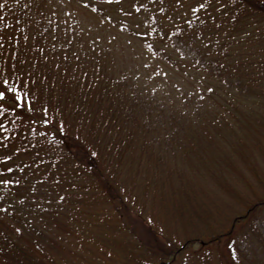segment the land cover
Returning <instances> with one entry per match:
<instances>
[{
    "label": "trees",
    "instance_id": "1",
    "mask_svg": "<svg viewBox=\"0 0 264 264\" xmlns=\"http://www.w3.org/2000/svg\"><path fill=\"white\" fill-rule=\"evenodd\" d=\"M44 1L50 0H0V36L5 34L0 40V76L8 78L10 86L18 90L21 80L24 89L34 81L37 97L33 102L35 112L25 110L24 100L13 105L7 93L0 98V180L6 181L0 183V264L10 259L16 264L75 261L71 246L63 244L61 237L52 236L50 240L61 244L46 245L49 239L41 229L49 216L61 213L60 207L46 210L45 203L55 201L50 206H58L57 194H73L75 204L77 184L85 198L102 195L120 201L117 212L110 209L114 222L100 227L104 237L99 233L90 239L108 240L111 237L104 230H112L125 241L127 247L123 245V249H143V245H149L137 233L136 223L142 222L144 231H153L154 227L143 217L145 209L139 206L141 215L135 213L137 210L125 202L121 192L131 182L138 186L136 196L145 198L160 181L159 189L166 191L160 197L169 199L167 187L173 185L167 184L155 166L179 160L164 153L157 155L156 149L166 152L174 143L176 152H187L192 140L207 138L210 129L219 132L226 118L221 119L220 113L234 115L239 124L235 128L244 129H248L251 118L264 113L257 107L264 108V0H107L89 7L114 26L120 20L113 21L110 15L122 17L124 29L146 44L144 50L157 56L160 68L155 66L151 71L138 69L139 57H126L119 46L111 44L114 49H110L94 42L85 47L73 44L72 30L52 24L58 18L46 21L49 14L40 10ZM62 32L64 37L59 35ZM9 68L11 77L7 75ZM218 102L224 107L221 111L215 108ZM41 105L46 111L36 119ZM169 117L189 123L176 128L178 137L172 143L169 137L156 136L160 130L173 129ZM150 148L154 149L151 169L133 173L136 157L132 151L146 154ZM201 155L194 161L182 156L180 162L194 166L188 173L196 168L195 162L204 163ZM6 166L10 167L7 175L3 170ZM34 166L43 172L44 183L37 178L30 183L36 174L33 172L32 178L27 172L32 173L33 169H28ZM19 170L28 179L19 178ZM11 175L13 179L4 178ZM76 176H86L87 180L75 184ZM132 189L135 191V186ZM260 206H264V199L252 204L249 214ZM126 212H134L141 222L129 225L123 218ZM127 229L135 236L132 243L125 235ZM156 232V237L162 235L161 241L173 244L170 237ZM217 238L214 234L209 243ZM259 240L264 243V238ZM111 242L115 247L121 244L115 235ZM166 257L162 255L160 260ZM233 261L226 264H238L235 258Z\"/></svg>",
    "mask_w": 264,
    "mask_h": 264
},
{
    "label": "rangeland",
    "instance_id": "2",
    "mask_svg": "<svg viewBox=\"0 0 264 264\" xmlns=\"http://www.w3.org/2000/svg\"><path fill=\"white\" fill-rule=\"evenodd\" d=\"M98 1L107 2V0H85V4L83 0H50L44 1L40 10H45V14H49L46 21L58 18L59 20L52 22L53 25L56 23L61 28L72 30L73 44L77 46L78 44L81 47H85V44L91 46L94 43L110 46V49H114L113 46H119L123 49L126 57L133 59L139 57L138 69L151 71L155 66L160 68L158 60L155 59L157 56L144 50L143 47L146 44L134 38L130 32L124 29L121 16L114 13L110 15L113 21L114 19L120 20L119 24L114 26L89 8L94 7ZM54 11L58 13H54ZM111 12L112 10L107 14H111ZM135 26L138 28V24ZM59 35L64 37L63 32ZM77 49L75 48L76 52ZM164 70L166 75L169 74V71ZM209 102L212 105L214 103L213 101ZM215 108L220 111L224 109L221 102H218ZM219 117L221 119L226 117L218 127L219 132L214 133L215 129H210L208 132L211 135H208L207 138H201L198 141L192 140L187 152H176L174 143L171 145L172 148L166 152L156 149L155 154L164 153L166 156L172 155L173 159L178 157L179 160L175 164L162 162L163 166L160 163L155 166V171L165 177L167 184L173 185L172 188L167 187L170 194L167 201L161 199L162 193L166 191L159 189L160 181L159 184L156 183L152 187L150 195L145 198L143 195L142 197L136 196L138 186L131 185V182L128 183L127 190L122 189L121 193L124 195L125 202L132 204L133 210H137L134 212L139 213L138 215H141L139 206H142L146 212L143 217L154 227L152 230L163 234L164 237H170V240H173L172 245L167 240L161 241L162 235L156 237L153 231H144L142 222L134 212L133 214L124 213L123 218L129 225L130 223L135 224L137 220L141 222L136 223V231L145 238L149 246L143 245V249L129 252L127 248H122L123 245L127 247L122 237L112 230H104L105 234H109L111 238L105 241L100 239L104 237L102 231L100 232L102 229L100 227H108L110 223L114 222L113 216L110 215V209L117 212L116 206L120 201L119 198H111V202L109 198L106 199L100 194L101 197H98L104 199L102 202L98 201V197H94L92 200L88 197L85 198V192L80 191V184L77 183L87 180L86 176L75 177V184H77L75 186V204L72 200L73 194L67 196L57 194L55 200L60 204L58 206H50L55 201L50 204L45 203L46 210L52 208L49 209L50 212L57 207H60L58 210H61L60 214L49 216L46 223L44 222L42 225L41 230L46 232L45 237L49 239L46 241V245L61 244V241L58 240L57 242L50 241L53 237H61L63 244L71 246L70 253L75 254V261L72 264H226L231 261L233 263V258L237 260L238 264H264V243L262 244L259 240L264 238V206L255 207V210L250 214L248 212L252 204H258L261 199H264V113H261L257 119L251 118L248 129H246L247 127L244 129V126L235 128L239 124L236 123L234 115L220 113ZM168 123L173 129L160 130L156 136L158 139L169 137L171 143L178 137L179 131L175 132L176 128L181 124H189L179 121L176 117H169ZM140 151H132L136 157L135 171L133 172L135 174L139 169H151L150 162L154 164V161H151L154 156L153 148L148 149L146 154H142ZM148 152L153 155L150 156ZM200 153L204 155L201 160L204 163L195 162L196 168L193 172L188 173L187 170L194 166L193 164L190 166V163L180 162L182 156H184V160L190 158L194 161L198 160L196 156ZM7 168L10 169L7 166L6 170L3 168L6 175L8 174ZM31 169H33L32 173L27 172V176L31 175L33 178V172L36 175L30 183L36 181V178L37 182L44 183L43 172L38 171L35 166L28 170ZM19 171V178L25 180L24 178L27 177L23 175L22 170ZM178 172L183 174L180 175ZM7 177L13 179L14 175L4 176L6 179ZM93 182L97 185L95 180ZM61 183L62 181L57 184ZM134 186L135 191L132 189ZM9 187L12 189V184H9ZM1 204L3 206V202L0 200ZM27 214L31 217L29 211ZM245 215H248L247 219L242 221ZM73 225H75V229ZM67 231L72 234L66 233ZM99 233H101V237L90 239ZM214 234H218L217 240L214 243H209ZM113 235L118 237L120 246L115 247L111 242ZM125 235L131 240L130 243L135 240L130 229H127ZM193 240L195 241L191 242ZM182 245L184 248L178 249ZM149 247H156V250H149ZM231 253L232 255H230ZM162 255L167 256V259L160 260ZM1 262V264H16L14 259Z\"/></svg>",
    "mask_w": 264,
    "mask_h": 264
},
{
    "label": "snow or ice",
    "instance_id": "3",
    "mask_svg": "<svg viewBox=\"0 0 264 264\" xmlns=\"http://www.w3.org/2000/svg\"><path fill=\"white\" fill-rule=\"evenodd\" d=\"M5 37L0 36V40H4ZM8 77H11L13 75L11 68H9V71L7 73ZM23 81H20L21 88L18 90L16 87L10 86V81L8 78H4L3 76H0V98H4L7 93V99L11 101L13 105L17 103V101L24 100V108L25 110H30L32 112H35L36 109L33 105V102L37 99V97L34 95V84L35 82H32V86L29 87L28 89L23 88ZM18 91H20L22 94H18ZM211 91V89H209ZM0 107H3V104L0 103ZM43 105H41V113L36 116V119H40L41 116L44 113ZM44 123L48 124L49 121L47 119H44ZM60 122H56V130L57 132L60 130L59 128ZM5 159H8L7 156H5ZM6 181H0V183H5Z\"/></svg>",
    "mask_w": 264,
    "mask_h": 264
}]
</instances>
